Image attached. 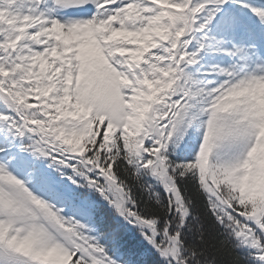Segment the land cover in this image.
Instances as JSON below:
<instances>
[{"label":"snow or ice","instance_id":"1","mask_svg":"<svg viewBox=\"0 0 264 264\" xmlns=\"http://www.w3.org/2000/svg\"><path fill=\"white\" fill-rule=\"evenodd\" d=\"M0 264H264V0H0Z\"/></svg>","mask_w":264,"mask_h":264}]
</instances>
